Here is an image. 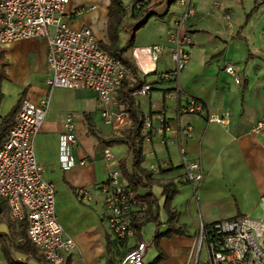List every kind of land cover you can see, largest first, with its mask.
Wrapping results in <instances>:
<instances>
[{"label":"crops","instance_id":"0c3cea01","mask_svg":"<svg viewBox=\"0 0 264 264\" xmlns=\"http://www.w3.org/2000/svg\"><path fill=\"white\" fill-rule=\"evenodd\" d=\"M123 1L127 12L120 25L117 46L124 47L129 32L132 34L131 25L144 24L135 32L133 46L123 53L136 70L128 67L119 89V103L133 119L120 98L128 90L146 82L153 83L149 95L133 96V111L137 116L165 111L172 128L167 141L160 137L143 141L145 159L141 166L152 173L150 180L156 183L149 182L145 175L143 180L150 183L152 191L154 185H159L161 195L163 182L173 180L177 184L179 192L173 198L172 207L178 210L179 224L187 232L160 238L166 258L159 264H192L191 254L200 221L212 223L239 214L255 218L264 216V129L261 132L254 129L256 122L264 119V14H256L247 21V11L238 10L239 13L234 15L238 0H223V5L215 10L212 8L214 0H192L196 14L189 20L194 36L189 49L191 59L175 76V81L169 82L161 79L159 73L175 67L170 57V43L163 56L152 64L157 68V74L141 73L132 58L137 48L162 42L169 25L184 8L176 0H150L139 15L132 0ZM110 4L111 0H71L65 17L73 28L89 26L102 44L111 45L108 32ZM172 6L174 11L169 17ZM226 12L232 14L230 23L225 20ZM48 50L46 38L16 40L4 48L8 78L2 81L4 97L0 106V125L2 117L8 115L20 100L50 96L48 113L34 139V148L45 177L56 185V211L64 234L76 243L75 250L69 253L71 264H117L136 241L144 239L143 235L138 237L136 234L121 246L112 241L117 253H109V230L100 186L107 180L110 167L116 163L120 165L121 160L126 162L127 170L132 171L133 127L123 121L113 126L107 124L99 109L98 97L92 90L50 88L45 81L49 74ZM227 65L234 66L238 80L225 70ZM176 90L181 92V97ZM170 91L174 95L168 99L166 93ZM190 99L198 100L203 110L182 112L181 107ZM113 107L117 109L116 105ZM223 111L230 113L229 123L209 120L210 114ZM69 113L74 116L79 142L73 150L77 164L64 170L58 157L59 137L66 129ZM189 125L193 127L191 136L184 132ZM117 130L122 134L115 133ZM106 147L114 154L112 160L104 156ZM182 147L186 148L189 160L201 164L204 172L201 182L191 184L183 180ZM81 160L86 163L81 164ZM80 188H87L92 199L81 201L77 197ZM142 188L146 187H139V194L149 192L147 188L143 193ZM144 216L141 212L137 215L138 218ZM167 220L161 226V232L169 228ZM150 222L154 224L149 220L144 225ZM156 229V225L150 229L148 247L155 245ZM0 231L9 233L7 223H0ZM19 254L24 253L15 252L29 264H33L32 260L38 262L34 257L28 259L27 254H24L26 258Z\"/></svg>","mask_w":264,"mask_h":264},{"label":"built area","instance_id":"2783aa9c","mask_svg":"<svg viewBox=\"0 0 264 264\" xmlns=\"http://www.w3.org/2000/svg\"><path fill=\"white\" fill-rule=\"evenodd\" d=\"M71 0H0V47L27 38H46L49 43L47 60L49 74L46 84L50 88H85L98 97V106L105 122L115 125L125 122L134 127L135 121L119 103V89L129 71L124 61L106 50L102 42L89 26L73 28L65 17ZM141 7L150 0H132ZM183 11L169 25L162 42L137 48L133 61L143 74L157 71L155 64L170 43V57L175 67L162 74L163 78L177 76L191 59L190 46L194 36L189 20L196 14L192 0H177ZM223 0H214L212 8L218 9ZM225 20L231 22L232 14L226 12ZM225 70L238 80L233 65ZM177 89V88H176ZM153 85L145 83L134 89L132 96H147ZM178 94V90L175 91ZM174 92L166 93L168 99ZM50 96L38 100L24 99L0 145V197L8 204L9 217L14 222L24 221L31 242L44 255L48 264H66L69 253L76 248L73 238L64 234L56 211V185L48 180L44 168L38 161L34 139L40 132L47 116ZM117 106L115 109L113 106ZM203 105L190 99L181 107L185 113H197ZM230 113L210 114L209 120L223 124L229 123ZM144 140L160 137L167 141L172 123L166 112L138 116ZM66 129L59 137V163L64 170L77 164L73 150L79 142L73 114L66 116ZM118 129V128H117ZM256 132L264 129V119L256 122ZM191 136L193 127L184 128ZM122 134L121 130L115 131ZM184 174L183 180L196 184L204 179L201 164L189 160L186 148H181ZM104 156L112 160L114 154L110 147L104 149ZM85 164L86 160H81ZM104 198V216L110 233L125 241L136 236L133 220L146 208L140 202L138 193L125 177L119 164L110 167L107 180L100 186ZM81 201L91 200L87 188L77 190ZM264 202V196L262 197ZM148 242L136 241L120 260V264H144ZM192 264H264V216L252 217L239 214L207 223L200 221L196 231V245L191 254ZM0 264H7L5 259Z\"/></svg>","mask_w":264,"mask_h":264},{"label":"trees","instance_id":"16d2710c","mask_svg":"<svg viewBox=\"0 0 264 264\" xmlns=\"http://www.w3.org/2000/svg\"><path fill=\"white\" fill-rule=\"evenodd\" d=\"M149 4V3H148ZM143 5L141 7H137L134 5V8L136 10V14H143L145 11V7L148 5ZM127 12L126 6L124 4L123 0H111V4L109 7V22H108V32L111 38V45L102 44L103 48L114 53L116 56L120 57L124 63L130 67L133 71L136 70L135 65L131 63L129 60L124 58L123 53L133 46L134 38H135V32L142 27L144 22H140L135 25H131L129 30H132V38L128 42V45L125 47H119L117 46L118 37H119V29L120 25L122 23V20ZM250 15V14H249ZM248 15V16H249ZM247 21H249V18H247ZM4 48L0 47V60H1V71H0V106L3 99V93H2V81L6 78H8L6 72H5V66L7 65V62L4 60ZM158 72L150 73V74H157ZM163 73H159V76L161 79L167 80L169 82H174L175 77H170L169 79H165L162 76ZM150 83V82H146ZM153 84V83H150ZM139 87V86H138ZM136 89V88H135ZM176 89V88H174ZM132 90H128L124 96H122L120 99L126 104L128 109L132 113V117L135 120V125L131 130V136L132 140L134 141V147L132 148L133 153V162H132V171L129 172L127 170V165L124 160H121L120 166L122 168V171L125 175V177L129 180L130 184L133 185L136 192L138 193L139 187H146L149 188V192L141 195L138 193V199L140 202L145 203L146 208L143 211H140L141 213H144L145 216L143 218H138L137 216L132 222V225L136 229V234L138 237H141V228L142 225H144L145 221L152 220L157 225L156 232L154 234V243L156 248L158 249V255L151 261L149 264H159L162 260L166 258L165 252L162 250L160 246V238L161 237H173L174 235H185L187 234L185 228L179 224V212L175 207H172V201L174 196L179 192L177 184L171 180L168 182H163L161 185L163 186V195L166 196V202H165V210L168 213V220L167 223L169 224V228L165 232L160 231L161 227V221L159 219V198L158 196L152 191V187L149 182H154L155 180H150V176L152 175L151 172H149L147 169L143 168L141 166L142 162L144 161L145 157L143 155V141L144 138L142 136V126L140 122L138 121V116L134 113L133 107H134V100L133 96L131 95ZM181 92H178V96L181 97ZM22 103V100L12 109V111L2 117V123L0 125V145L6 138L9 129L15 119V116L20 108V105ZM115 141H124V140H115ZM138 143V144H137ZM145 175V176H144ZM143 176L149 180V182H145L143 180ZM8 217V218H7ZM11 220L9 217V209L7 202L0 197V223L7 222L9 226V233L1 232L0 231V250L4 256L5 261L7 264H29L27 260H22L21 258H18L15 255L16 251H20L24 254L28 255V259L32 258L33 256H36V251L38 248L31 242L27 235V225L24 221L17 222L21 224V227L24 226L26 228V239L25 242L21 245L15 246L14 244V230L12 229L13 226L8 222L7 220ZM112 241L116 242V244H119V246L123 245L127 240L123 241L120 238L116 237L113 233L109 232L108 236V251L109 253L115 252L116 248L112 247ZM66 264H71V257L68 258Z\"/></svg>","mask_w":264,"mask_h":264},{"label":"rangeland","instance_id":"374dc122","mask_svg":"<svg viewBox=\"0 0 264 264\" xmlns=\"http://www.w3.org/2000/svg\"><path fill=\"white\" fill-rule=\"evenodd\" d=\"M177 1V0H176ZM177 3V2H176ZM175 4V3H174ZM236 10H233L234 15H236V13H239L238 10H242L243 12L247 11L246 14V19L249 18V21L252 20L253 16L256 14L262 15L264 14V0H238V5L237 7H235ZM246 9V10H245ZM174 11V7L172 6L171 8V12L168 14V16L170 17L172 15V12ZM176 11V10H175ZM237 11V12H235ZM131 15V10L128 12ZM250 14V15H249ZM249 15V16H248ZM235 17V16H234ZM129 37H128V41L126 42V44L124 45L127 46L128 42L130 41V39L132 38V34L129 32ZM146 189L147 188H142L143 193H146ZM153 191L155 192V194L159 197V219L161 221V226L163 224H165V221L167 220L168 216H167V212L165 210V202H166V196L165 195H161V187L159 185H154L153 186ZM8 218V217H7ZM8 222H10V224H12L13 226V230H14V244L15 246H19L21 244H23L25 242V235H26V228L21 227V224L14 222L12 220H7ZM7 223V222H5ZM8 225V223H7ZM157 225L155 222L154 224L150 223H146L143 226V231L141 236L143 235V239L144 241H148L149 238V234H150V229L152 226ZM157 227V226H156ZM161 229V227H160ZM17 246V247H18ZM113 254L115 252H112ZM158 249L156 248L155 245H149L148 250L143 258V262L144 264H149L151 261H153V259L157 256L158 254ZM21 257H25L26 255L24 254H19ZM34 259L36 258L37 261L39 262V264H48L44 258V255H42L40 253L39 250L36 251V256H33ZM4 256L0 250V261H3ZM22 259V258H21ZM24 260V259H22ZM33 264H37L35 261H33ZM117 264H120V261L117 260Z\"/></svg>","mask_w":264,"mask_h":264},{"label":"bare ground","instance_id":"6f19581e","mask_svg":"<svg viewBox=\"0 0 264 264\" xmlns=\"http://www.w3.org/2000/svg\"><path fill=\"white\" fill-rule=\"evenodd\" d=\"M5 108V107H4Z\"/></svg>","mask_w":264,"mask_h":264}]
</instances>
